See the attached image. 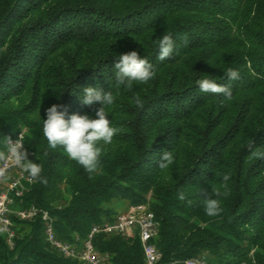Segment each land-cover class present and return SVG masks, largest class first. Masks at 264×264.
<instances>
[{"label":"trees","instance_id":"1","mask_svg":"<svg viewBox=\"0 0 264 264\" xmlns=\"http://www.w3.org/2000/svg\"><path fill=\"white\" fill-rule=\"evenodd\" d=\"M165 33L176 51L160 61ZM131 51L154 65L156 77L119 88L108 118L123 131L89 174L49 147L42 119L53 105L66 118L97 119L102 105H83V89L116 94L115 58ZM228 68L240 78H225ZM204 75L231 84L233 99L201 92ZM20 133L47 184H28L12 210L48 213L61 242L82 251L94 227L117 221L119 208L146 204L158 223L159 264L200 256L264 264V160L248 159L249 144L264 146V0H0V150L4 137ZM165 150L176 163L162 172ZM220 173H231L230 194L210 217L200 190L211 195ZM11 221L12 244L0 231V264H86L48 242L41 217ZM93 246L102 264H146L138 236L100 233Z\"/></svg>","mask_w":264,"mask_h":264},{"label":"clouds","instance_id":"2","mask_svg":"<svg viewBox=\"0 0 264 264\" xmlns=\"http://www.w3.org/2000/svg\"><path fill=\"white\" fill-rule=\"evenodd\" d=\"M158 43V57L160 61L170 59L176 51L173 37L165 33ZM114 68L116 69L117 93L112 90L103 91L100 88L91 86L83 89L80 97L81 103L85 106H94L96 103L102 105L96 112L97 119H93L87 114H73L66 118L67 112L61 111L62 105H53L47 110V118L42 119V133L50 148H62L67 157L82 166L89 174L96 173L102 164L104 147L114 143V139L123 131L122 128L113 126L109 120V108L115 103L119 94V88L131 90L134 84H148L156 77V69L147 58H141L137 51L116 56ZM225 78L235 81L240 78V74L233 68H228ZM197 85L201 92L222 95L225 101L233 99L231 84H219L216 80L209 79L208 75L197 80ZM134 103L138 107H143V101L139 95L133 97ZM222 102V103H223ZM5 150H0V162H12L20 167L33 181L47 184V179L42 175L43 167L40 163L28 158V152L24 149L23 134L13 141L11 137H4ZM249 160H264V146L256 147L253 144L248 146ZM176 163V156L173 151H163L158 163L159 169L167 171L171 165ZM6 169L0 167V177H4ZM222 185L220 187L212 185L211 195L206 194L202 189L200 195L204 198L203 204L205 212L210 217L219 216L223 212L222 199L230 194L228 181L231 173H220ZM223 189V191L221 190ZM180 201L186 199L184 192L178 194ZM191 203V201H189Z\"/></svg>","mask_w":264,"mask_h":264},{"label":"built area","instance_id":"3","mask_svg":"<svg viewBox=\"0 0 264 264\" xmlns=\"http://www.w3.org/2000/svg\"><path fill=\"white\" fill-rule=\"evenodd\" d=\"M19 136L13 137L12 140H17ZM24 149L26 150L25 144ZM0 167L6 169L5 176L0 177V231L7 235L9 244H12L14 237L11 215L15 214L22 221H32L41 217L45 224V233L48 242L67 258H79L86 264H102V260L93 246V238L97 234L106 233L122 235L129 238L138 236L143 246L146 264H159L161 261L162 254L153 243L158 233V223L156 222L155 215L149 210L148 205L142 204L131 207L128 212L120 214L115 223H106L94 227L87 241L84 243L83 250L78 251L75 247L63 243L57 238L53 221L48 213L41 212L35 207L13 212L12 206L14 205V199L21 198L27 191V185H32L34 181L20 167L12 162H0ZM185 264L212 263L206 256H200L187 260Z\"/></svg>","mask_w":264,"mask_h":264},{"label":"rangeland","instance_id":"4","mask_svg":"<svg viewBox=\"0 0 264 264\" xmlns=\"http://www.w3.org/2000/svg\"><path fill=\"white\" fill-rule=\"evenodd\" d=\"M128 211H129V208L127 206H124V207L119 208L120 214L126 213Z\"/></svg>","mask_w":264,"mask_h":264}]
</instances>
